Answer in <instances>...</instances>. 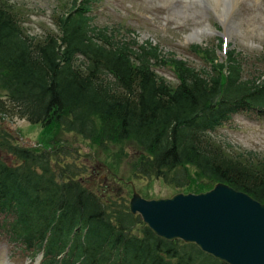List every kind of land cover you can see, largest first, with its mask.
<instances>
[{"label": "trees", "instance_id": "16d2710c", "mask_svg": "<svg viewBox=\"0 0 264 264\" xmlns=\"http://www.w3.org/2000/svg\"><path fill=\"white\" fill-rule=\"evenodd\" d=\"M91 3L71 0L54 18L57 31L36 37L0 0V88L14 113L97 144L132 141L141 151L138 177L182 192L223 182L264 203V156L226 152L212 135L238 112L264 118V72L245 70L233 48L219 61L192 44L206 59L195 67L150 39L139 42L136 31L97 25ZM166 66L176 83L157 73ZM51 160L0 129V234L29 257L42 251L40 264H227L155 235L127 199L104 200L69 164L56 173Z\"/></svg>", "mask_w": 264, "mask_h": 264}, {"label": "rangeland", "instance_id": "374dc122", "mask_svg": "<svg viewBox=\"0 0 264 264\" xmlns=\"http://www.w3.org/2000/svg\"><path fill=\"white\" fill-rule=\"evenodd\" d=\"M1 1L16 14L25 32L36 37H42L49 31H57L54 18L71 3V0ZM238 1H231L233 7L229 11L230 17L235 21L233 28L226 21L222 25L210 9H205L194 17V20L202 19L214 29L212 35L198 44L201 48L209 49L210 53L213 49L217 60H223L224 54L220 53L218 45L224 40L226 46L234 48L243 58L245 70L264 72L261 62L264 58V0ZM180 7L181 0H95L91 13L97 25L119 27L120 33L128 29L135 30L139 41L148 38L164 52H172L176 57L186 59L190 65L198 68L205 66L204 54L193 52L189 49L190 44H185L183 40V33L190 30L193 21L177 24L171 18ZM157 73L172 84L177 82L170 66L157 67ZM14 110L15 107L0 88V129L9 131L25 147L50 151L51 163L56 173L62 172L63 166L69 164L78 173L76 178H80L104 200L111 197L128 200L132 194V186L145 198L167 197L182 192L154 176L138 177L133 174V162L140 157L141 151L132 141L97 144L75 133L64 132L60 127L44 129L40 124H32L25 117L14 113ZM212 135L223 144L226 152L246 149L253 150L258 157L264 156V118L254 112L233 114ZM7 156L6 159H9ZM194 178L196 176L191 177ZM0 253L9 264H36L41 260L37 255L30 258L2 234Z\"/></svg>", "mask_w": 264, "mask_h": 264}, {"label": "water", "instance_id": "95a60500", "mask_svg": "<svg viewBox=\"0 0 264 264\" xmlns=\"http://www.w3.org/2000/svg\"><path fill=\"white\" fill-rule=\"evenodd\" d=\"M127 207L161 238L193 243L227 264H264V203L226 183L158 198L132 186Z\"/></svg>", "mask_w": 264, "mask_h": 264}, {"label": "clouds", "instance_id": "9594fccd", "mask_svg": "<svg viewBox=\"0 0 264 264\" xmlns=\"http://www.w3.org/2000/svg\"><path fill=\"white\" fill-rule=\"evenodd\" d=\"M230 7L231 0H181V7L174 11L171 18L177 24L193 21L190 30L183 33V40L185 44H196L203 42L204 39L212 35L214 29L202 19L194 20V17L205 9H210L216 19L223 25Z\"/></svg>", "mask_w": 264, "mask_h": 264}, {"label": "bare ground", "instance_id": "6f19581e", "mask_svg": "<svg viewBox=\"0 0 264 264\" xmlns=\"http://www.w3.org/2000/svg\"><path fill=\"white\" fill-rule=\"evenodd\" d=\"M231 1H233V0H231ZM240 1V0H239ZM238 1V2H239ZM234 2H235V0H234ZM245 2V1H244ZM260 2H261V0H260ZM180 3V2H179ZM233 3V2H232ZM236 3V2H235ZM180 5V4H179ZM232 6V5H231ZM233 7V6H232ZM232 9V8H231ZM245 9V8H244ZM250 9V8H249ZM229 11H230V9H229ZM231 17H230V12H228V15H227V18L225 19V21L229 24V26L231 27V28H233L234 26H235V21H233L232 20V18L230 19ZM227 31V33H229L228 32V29L226 30ZM0 264H9V263H5V258L2 256V254L0 253Z\"/></svg>", "mask_w": 264, "mask_h": 264}]
</instances>
